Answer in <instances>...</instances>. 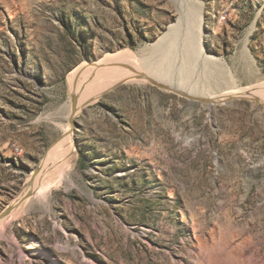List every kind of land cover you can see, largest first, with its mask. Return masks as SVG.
<instances>
[{"label":"rangeland","instance_id":"rangeland-1","mask_svg":"<svg viewBox=\"0 0 264 264\" xmlns=\"http://www.w3.org/2000/svg\"><path fill=\"white\" fill-rule=\"evenodd\" d=\"M197 1L206 54L239 86L256 83L264 0ZM177 10L176 0H0V214L67 133L81 94L72 71L114 54L137 62ZM192 56L170 77L184 82ZM153 82L161 88L118 83L74 114L66 170L49 167L17 203L0 264H264V105Z\"/></svg>","mask_w":264,"mask_h":264},{"label":"bare ground","instance_id":"bare-ground-1","mask_svg":"<svg viewBox=\"0 0 264 264\" xmlns=\"http://www.w3.org/2000/svg\"><path fill=\"white\" fill-rule=\"evenodd\" d=\"M176 1L178 2L177 11L180 14L179 21L176 24L169 25L166 33L152 47H142L136 51L135 56L139 59L137 62L131 63L124 56L118 54L107 55L99 61L92 62L94 64L91 67V74L78 76L75 68L69 75L68 85L70 89L73 86H80L81 94L77 96L78 87L71 93L76 96L78 101L75 104V113H71V107L67 114L70 121L67 133L65 135L64 132L62 133L61 139L54 144L38 169L32 173L22 194L12 200L6 207L10 209L9 212L0 214V236L12 213L16 210L17 203L29 194V190L35 185L34 183L38 178L44 176L42 174L50 170L49 167L59 166L62 168L68 162L73 147L70 128L74 114H77L83 106L118 83L144 80H152L153 82L154 80L159 81L166 90L183 94L192 100L215 103L221 100L246 97L264 105V75L261 77L255 74L253 78H255L256 83L244 87L239 86L225 60H218L206 54L204 48L206 35L201 27L204 23L203 4L197 0ZM247 42L248 38H245L242 42L240 58L244 59L243 63L250 64ZM191 54H194L192 56L194 60L192 62L193 66L192 63L190 64L192 72H187L188 78L185 74L184 82H178L171 78L170 72L181 76L183 72H179V67L187 62ZM63 169L66 170L62 168L60 169L61 172Z\"/></svg>","mask_w":264,"mask_h":264},{"label":"water","instance_id":"water-1","mask_svg":"<svg viewBox=\"0 0 264 264\" xmlns=\"http://www.w3.org/2000/svg\"><path fill=\"white\" fill-rule=\"evenodd\" d=\"M152 84H154L155 86H158V84L156 82L155 83L152 82ZM158 87L161 88L160 86H158ZM71 104H72V111H71V113L73 114L76 111V107H75V104H76V96L74 94H71ZM36 170H37V167L34 169V171H36ZM28 196H29V194L26 195V197H28ZM9 210H10L9 208H6V209H4L2 211V213L6 214V213L9 212Z\"/></svg>","mask_w":264,"mask_h":264}]
</instances>
